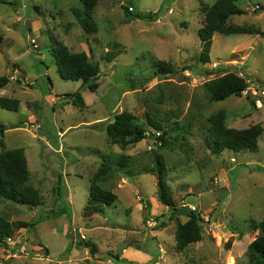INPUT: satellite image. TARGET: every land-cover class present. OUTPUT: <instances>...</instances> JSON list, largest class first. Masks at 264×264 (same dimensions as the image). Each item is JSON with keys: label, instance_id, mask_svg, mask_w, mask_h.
I'll return each mask as SVG.
<instances>
[{"label": "rangeland", "instance_id": "374dc122", "mask_svg": "<svg viewBox=\"0 0 264 264\" xmlns=\"http://www.w3.org/2000/svg\"><path fill=\"white\" fill-rule=\"evenodd\" d=\"M216 1L99 0L93 11L98 30L86 33L80 0H0V77L10 78L0 99L20 101L18 112L0 105L4 147L24 149L29 183L41 195L37 207L0 199L5 220L36 223L15 229L13 237L24 242L25 252L7 240L0 243V264H72L71 254L86 257L85 242L97 250L92 255L86 248L89 264H108L110 254L122 255L127 247L159 254V244L160 264H248V247L259 235L250 224L264 222V134L255 153L215 155L209 149L208 119L226 111L229 128H264V97L258 96L264 88V0H237L245 14L229 20L262 33H217L204 44L198 35L205 23L203 6ZM126 7L157 19L129 22ZM57 43L72 53L86 52L99 64L98 90L61 77L52 55ZM156 61L179 72L156 76ZM186 65L192 70L181 71ZM221 68L249 78L242 97L212 100L206 84L225 74ZM77 94L86 108L72 103ZM123 112L134 114L148 132L156 130L149 126L151 115L169 132L171 144L155 151L166 165L165 183L177 208L186 204L191 211L192 206L203 220L202 240L183 252L176 249L175 232L189 218L163 207L157 176L145 173L154 166L148 143L123 149L108 140L106 125ZM122 155L132 158L123 168ZM104 161L114 165L104 187L118 200L102 206L94 221L84 208L90 179ZM154 221L165 225L154 227Z\"/></svg>", "mask_w": 264, "mask_h": 264}, {"label": "trees", "instance_id": "16d2710c", "mask_svg": "<svg viewBox=\"0 0 264 264\" xmlns=\"http://www.w3.org/2000/svg\"><path fill=\"white\" fill-rule=\"evenodd\" d=\"M83 4L81 11V23L86 33L97 32V23L93 16V11L96 8L99 0H80ZM205 13V23L199 29L198 35L204 44H209L215 34L225 36L242 35V34H260V30L255 28H241L229 24L232 17L245 14V11L237 6V0H217L212 5L203 6ZM128 21L138 19L151 21L157 19L156 15L143 16L134 14L126 7ZM4 38L0 34V46L3 44ZM52 55L55 58L59 73L64 80L81 81L83 85H87L91 91H96L100 87L98 83L100 78L99 64L92 61L91 57L86 52L72 53L67 46L57 43L52 48ZM208 62V59H207ZM154 74L156 76H170L179 72L172 64L164 61H156L153 63ZM192 70L191 66H184L181 71ZM180 71V72H181ZM225 72L223 76L217 77L206 84L208 92L211 94L213 101H224L229 97H242L243 92L249 87V78L240 76L237 73H228L226 69L221 68ZM210 74V71L205 74ZM10 83V78L7 76L0 77V89L6 87ZM72 103L80 108H86L83 98L80 94L75 96ZM0 105L3 109L12 112L20 110V101L12 98H1ZM149 126L158 131H162V146L158 149L166 148L171 144L169 132L165 130L156 119L151 115H147ZM211 127L209 130V149L215 155H220L224 151L229 150L234 153L252 152L259 150V140L264 134V128L261 124L252 125L246 129L238 130L227 126L226 111H219L217 114L208 119ZM108 140L113 145H118L123 149L136 145L146 139V125L140 123L139 119L132 113L123 112L114 115L112 121L108 122L105 127ZM5 126L0 124V144L3 148L0 154V199L12 201L16 204L37 207L41 205V195L37 189L30 185V172L28 162L25 156L24 149L6 150L4 147L3 138L5 137ZM157 149V150H158ZM155 150V151H157ZM152 151L154 156V166L146 170V174H155L158 178V194L161 203L171 210L172 214H181L189 219L185 223H180L175 232L176 249L183 252L188 246L200 242L203 238L202 217L200 211H190L189 209L177 208L172 194L165 183L167 173L166 165L162 157ZM132 158L122 155L118 162L121 168L125 167L126 163ZM114 169V165L109 161H104L97 172L90 179V198L86 209L93 206L114 205L118 197L111 190L104 187L106 180ZM60 183V181H59ZM99 210V209H98ZM100 212V211H98ZM36 223H11L5 220L0 214V243L5 244L7 238L15 235V229L26 227L34 228ZM165 222L160 226L163 227ZM252 231H259L257 238L248 247V264H264V222L253 221L250 224ZM233 242L230 240L229 245ZM22 241H18L21 246ZM85 248L94 255L96 247L85 242ZM109 256V254H108ZM113 261L119 264L124 263L119 256L113 257Z\"/></svg>", "mask_w": 264, "mask_h": 264}, {"label": "crops", "instance_id": "0c3cea01", "mask_svg": "<svg viewBox=\"0 0 264 264\" xmlns=\"http://www.w3.org/2000/svg\"><path fill=\"white\" fill-rule=\"evenodd\" d=\"M77 175H79V174H77ZM119 186H121V185H119ZM118 189H123V187H119ZM73 199H74V195L73 194H70L69 197L67 198V201L71 204V207H73V205H72V200ZM87 206H88V203H87ZM86 207L84 208V210H86ZM163 207H164V205H163ZM164 208L166 209V207H164ZM98 211L102 212L103 211V207L102 206H99V205L98 206L91 207L90 208V211L88 213V217H89L88 219H90V220L96 219L98 217L99 213H100ZM83 213H84V211H83ZM77 224L78 223L76 221L72 220V225L74 226V230H77L76 229V228H78ZM169 224L170 223H167V226ZM92 231H94V230L92 229ZM128 235H129V233H128ZM161 246L162 245H160V244L157 246V248H159V254L155 253L156 250L155 251H152L151 250V252L150 251L146 252V251H144L143 249H140V248H138V249L134 248L135 249L134 250V249H132V247H127V249L122 253V255H119V257L126 264H148V263L152 262L153 259H154V261H156L162 255V253L160 251L163 250V247H161ZM122 248L125 249L126 247H122ZM85 250H86V252L83 253L86 256L85 258L77 257L78 254L76 255V252H75V253H73V254L70 255V257L68 258V262H70V263L72 262V264H89V261L92 258H89L88 257V255H87L88 254L87 249L85 248ZM71 252H73V249L71 250ZM163 258H164V254H163ZM110 259H111V257H110ZM109 263L114 264L113 261H109ZM115 263L116 264H119L117 261H115Z\"/></svg>", "mask_w": 264, "mask_h": 264}, {"label": "built area", "instance_id": "2783aa9c", "mask_svg": "<svg viewBox=\"0 0 264 264\" xmlns=\"http://www.w3.org/2000/svg\"><path fill=\"white\" fill-rule=\"evenodd\" d=\"M33 43H35V41H34ZM33 46H34V45H33ZM34 47H35V48L38 47V46L36 45V43H35V46H34ZM240 76L243 77V75H240ZM246 91H248V90H246ZM246 91H244L243 94H245ZM258 96H260V97H264V90H261V91H260V95H258ZM255 106H256L258 109H260V108L263 107V104H262L261 99H257V100H256V102H255ZM162 134H163V132H162V131H158V130H153V131H151V132H150V131H149V132H148V131L145 132L146 139H145L144 141H146V142L148 143V150H149V151H151V152H152V151H155V150H157L158 148H160V147L162 146V141H161ZM182 206H183V207H187L186 204H182ZM187 208H188V207H187ZM189 208H190L192 211H197V210H196L194 207H192V206H189ZM152 225H153L154 227H156V226H158V222H157V221H154V222L152 223ZM7 241H8V244H9L10 247L18 246V240H17L16 238H14V237L8 238ZM18 248H19V251H23V252H25V249H26L25 246H21V247L18 246ZM160 252L162 253V255H161L156 261H154V262L152 261V262H150V263H148V264H160V261L163 260V254H164L163 250H161Z\"/></svg>", "mask_w": 264, "mask_h": 264}, {"label": "clouds", "instance_id": "9594fccd", "mask_svg": "<svg viewBox=\"0 0 264 264\" xmlns=\"http://www.w3.org/2000/svg\"><path fill=\"white\" fill-rule=\"evenodd\" d=\"M249 84H250V81H249ZM245 91H246V90H245ZM160 225H161V222H160ZM160 225H159V226H160ZM7 239H8V238H7ZM23 243H24V242H23ZM18 246H19V245H18ZM21 246H24V245L22 244ZM21 246H19V247H21Z\"/></svg>", "mask_w": 264, "mask_h": 264}, {"label": "water", "instance_id": "95a60500", "mask_svg": "<svg viewBox=\"0 0 264 264\" xmlns=\"http://www.w3.org/2000/svg\"><path fill=\"white\" fill-rule=\"evenodd\" d=\"M25 88H29V87H27V86H24ZM263 90H264V88H263Z\"/></svg>", "mask_w": 264, "mask_h": 264}]
</instances>
